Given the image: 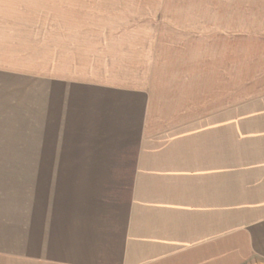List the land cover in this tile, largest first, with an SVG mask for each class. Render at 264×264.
Returning <instances> with one entry per match:
<instances>
[{
	"label": "crops",
	"instance_id": "1",
	"mask_svg": "<svg viewBox=\"0 0 264 264\" xmlns=\"http://www.w3.org/2000/svg\"><path fill=\"white\" fill-rule=\"evenodd\" d=\"M128 38L113 84L79 100L97 114L80 126L90 130L80 146L95 152L33 153L48 167L0 170V264H264V138L242 136L240 153L233 138V114L241 130L260 127L264 104L234 109L230 98L221 109L209 99L202 112L218 116L194 127L188 149L149 113H164L153 75L169 66L199 81L216 61L183 35ZM99 113L115 122L104 126Z\"/></svg>",
	"mask_w": 264,
	"mask_h": 264
},
{
	"label": "rangeland",
	"instance_id": "2",
	"mask_svg": "<svg viewBox=\"0 0 264 264\" xmlns=\"http://www.w3.org/2000/svg\"><path fill=\"white\" fill-rule=\"evenodd\" d=\"M131 27L137 32L129 35L142 40L183 35L216 61L215 71L199 81L177 79L187 73L169 66L153 75L163 93L157 109L164 113H149L162 130L188 139L186 148L194 127L216 115L202 112L209 99H219L212 108L221 109L230 98L234 109L264 104V0H0V170L47 168L48 161L31 159L33 153L95 152L96 146H80L81 134L90 131L80 126L97 114L79 100L92 96L97 83L113 84ZM176 95L181 105L175 106ZM233 115L234 152L240 153L242 136L264 138V122L241 130V114ZM98 120L115 122L102 113ZM223 136L217 153L225 152Z\"/></svg>",
	"mask_w": 264,
	"mask_h": 264
}]
</instances>
